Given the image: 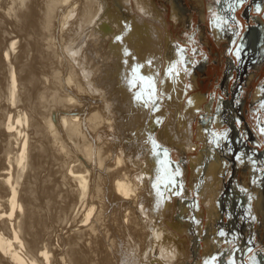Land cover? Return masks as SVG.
Returning a JSON list of instances; mask_svg holds the SVG:
<instances>
[{"label":"bare ground","instance_id":"1","mask_svg":"<svg viewBox=\"0 0 264 264\" xmlns=\"http://www.w3.org/2000/svg\"><path fill=\"white\" fill-rule=\"evenodd\" d=\"M214 1L0 0V264H191L190 244L204 237L206 253L222 234L232 246L220 264H248L249 233L264 252L252 237L264 239V161L245 150L237 100L255 81L237 85L232 73L253 47L264 52V27L234 31L223 48L231 99L216 91L211 102L194 88L209 58L192 66L168 30L169 21L190 29L197 15L211 39H229L230 3ZM263 95L250 92L252 110ZM179 154L189 186L179 185ZM239 170L243 182L231 175ZM193 191L200 209L187 201ZM251 199L255 233L243 223Z\"/></svg>","mask_w":264,"mask_h":264},{"label":"rangeland","instance_id":"2","mask_svg":"<svg viewBox=\"0 0 264 264\" xmlns=\"http://www.w3.org/2000/svg\"><path fill=\"white\" fill-rule=\"evenodd\" d=\"M158 1L159 2L161 1L162 2L163 0H158ZM209 1H212V0H205V4L207 5L209 3ZM235 1L236 0H224V1L219 0V2L223 6L226 5V4H229V3H230L229 4L230 6H233ZM219 2H217V3H219ZM237 11H238V9H237ZM226 12H228V11H226ZM243 12H244V10H242L240 12V15ZM256 14L259 15L260 13H256ZM196 16L197 15L193 16L194 17L192 19L193 21L191 20V27L189 26L190 29H186V27L182 26V24H177V25L174 26V23L172 21H169L168 30L170 32V36H172L173 41L176 44L177 43L180 44V48H182V53L184 55L187 54V56H188L187 58L188 59H192V62H193V63H191L192 66L196 63V60H199V59L206 60V56H207V58H209L208 65H211V67H212L211 68V72L210 73H207V67H208V65H207V67L205 69L200 70L199 73H198L197 70H194L195 72L197 71V73H196L197 80H203V82H204L203 83L204 85H202V83L200 81H198L199 88L197 86H195L194 88L197 91H199V92L200 91L205 92L203 94H206L208 92V95H210V98L208 100L210 102H211V99L214 97L215 92L216 91L217 92L219 91L220 94H218L216 96V100L218 101L219 98H220L219 95L222 96V95H226V94H225V92L221 88H219V86H217L218 89H219L218 90L215 87V85L218 82L215 84V82H212V80L213 79H214V81L216 79L219 80L220 74L217 73V70L219 69L221 71V69L219 68L220 63H221L220 59H223L224 60V55H225L226 51L229 49V48H226V51H224L225 47H227L226 46V43L228 44V41H227L226 38H221V39H219V41L217 43V41L216 42L214 41V37L211 39V35L210 34L212 33V29H211L209 23L206 24L208 30H206L205 28H202L199 25H202L204 23H202L203 21L199 23L198 22L199 19L197 18L198 16L197 17ZM263 19H264V17H263ZM201 28H202V30H204V33H206V35H207L206 38L200 36ZM220 43H223V44H220ZM232 55H233V53H232ZM226 60L227 59H225L224 61H226ZM181 66H182V63L179 62L178 63V69H180ZM183 68H185V67L182 66V69ZM188 68H190V65L186 67V69H188ZM223 69H224V67H223ZM181 71L184 72V74H185V69H183ZM188 71H190V70H188ZM203 73H207L208 75H203ZM186 74H188V76L187 75L184 76V81L186 82L187 86L190 85V84L196 85L195 84L196 83L195 80H194L195 83L190 82V79L192 80L193 71H190V72H188ZM215 74H217V76H215ZM194 79H196V78H194ZM209 81H210V85L207 84ZM220 82H221V79H220ZM139 85H140V83L134 85L133 87L136 89V88L139 87ZM191 88H190L191 91L194 90L193 87H191ZM253 90H254V88L251 89V91H253ZM251 91L250 90H245V91L242 90L241 97L239 99H237V100H238V102L241 101V103H242L241 106L244 107L243 108V111H242L243 114L241 116H243L242 117V120L244 122V125L247 126V128H248V130L250 132L249 133V137L248 138L246 137V139H245V143H246V145L248 144L249 147L248 146L245 147V150L247 151L250 148L252 150V149H254L256 147L257 148H260V149L262 148V150L260 151V152H262V155L259 158L260 159L259 162H261L262 160L264 161V134L262 133V130L264 128V109H262L264 107L263 106L264 101H262L263 103L259 104V107L262 106L261 108H259V110H257V109L256 110L255 109L252 110L251 107H250V101H249L250 97L248 96ZM192 92H195V91H192ZM262 100H264V95L262 97ZM257 106H258V104H257ZM225 107L228 108V106H225ZM261 109H262V111H260ZM230 111H232V109L229 110L227 114H229ZM258 111H260V115L257 114V113H254V112H258ZM235 136L238 137V133L236 132L235 128L231 127L230 128V132H229V137H232L231 139H233V138H235ZM200 149H201V147H200ZM171 150L172 149L169 150V154H170L169 156H170V158H171V152H172ZM214 152L215 153L217 152L218 153V156L220 155L221 157H223L225 154L227 155V152L224 150L223 147H220V148L215 149ZM224 152H226V153H224ZM179 155H180V157H179V160L177 161V162H179L178 164L180 165V167H179V173H180L179 185L189 186L188 185V181L189 180H187V178L189 177V172H188V170L185 169V166H186L185 161L186 160H185L184 155H181V154H179ZM181 156H183V157L181 158ZM168 158L169 157L167 156V159ZM226 158L228 159V157H226ZM173 159L175 160L176 157H174ZM242 173H243V171L242 170L241 171L239 170V171H236V173L234 175H233V173L231 175H232V177L234 176V178L237 177V180L238 181H241V180H245ZM246 180L248 181V179H246ZM241 182H243V181H241ZM243 186H244V188H248V187H246L245 184ZM253 187H255V186H253ZM175 198L178 199L179 196H177ZM188 199L189 200H187V201H188L189 204L195 203L194 209H196V208L200 209V204L201 203L197 202V198L195 196V192L194 191L192 192V198H188ZM192 200H193V202H191ZM251 204L252 205L249 206L248 212L245 214L246 219H244L243 223H245L247 225V227H249V229L254 232V230H256V228L258 227V221L261 218V214H259L255 210V207H254L255 203H254L253 200H252ZM188 218H190V216ZM174 219H175V221L177 223H183L184 221H186V220H178L175 217H174ZM226 220H227L226 222H228L229 219L227 218ZM190 221L191 220H189V223H190ZM189 223L187 224L188 227L192 226V221H191V224H189ZM193 225H194V228L196 229V235H198V237H199L200 236V229L201 230H204L205 229V226L203 224V220L197 219L196 222H195V224H193ZM231 225H232V223H231ZM233 228H235V227H233ZM220 229H223V227L222 226H219V230ZM262 230H264V229H262ZM241 232H243L242 229H241ZM257 233L259 234V237L256 236L255 234H252L253 240H254V238L256 239L255 242H257V240H259V241L262 240L263 241L262 244L264 245V239L263 238L260 239L261 233L260 232H257ZM250 234L251 233H249V236L248 237H245V240H243L241 242L243 248L248 247L247 252H245L243 254V258H244L243 260L245 262H247L248 264H263L262 258H261V260H259L257 262H256L255 259L254 260L251 259V255L252 254L254 255L257 252H261V253H264V252L261 251L262 248H261V244H258L259 242H257V243H252L251 242V235ZM220 240L221 241H220L218 247H216V248L212 247V249L210 248L206 253H204V250H206V247H207V246L204 245V237L201 240V244H202L201 245V248H200L199 245H196L197 246L196 247V246H193V243L190 244V248L191 249H190V258H189V261L191 262V264H207L208 262H212L213 259H215V258L217 259L218 257H219V259L216 262H217V264H220V261L222 259L221 258L222 255L221 254L224 253V250L229 249L228 247H230V244H231L230 243V240L226 241V239L224 238V235L223 234L220 236ZM231 246H232V244H231ZM194 252L196 253V255L199 253V256H196V255L194 256Z\"/></svg>","mask_w":264,"mask_h":264},{"label":"flooded vegetation","instance_id":"3","mask_svg":"<svg viewBox=\"0 0 264 264\" xmlns=\"http://www.w3.org/2000/svg\"><path fill=\"white\" fill-rule=\"evenodd\" d=\"M163 1H165V0H163ZM209 2H213L214 3L215 1L212 0V1H209ZM237 9H238V11H237ZM242 10H244V12L240 15V12ZM227 11H228L227 14L228 13L229 14H228L227 18L225 19V21L227 22V20H228V24H231V26L233 27V29H231V31L228 32V34H229V39H227L228 44H229V41L232 40V35H233L234 31L237 28L241 29L242 26H243V28H242L243 32L242 33H245V32H247L248 29L251 30V28L253 29L256 26H257V28H259V26L260 27H264V24H258L257 23V19H260V18L262 19V22H264V19H263V17H264V0H236L234 2L233 6H230V8L228 7ZM230 12H231V14H230ZM235 13L238 14V17H235ZM256 13H260V14L257 15ZM220 16L221 15L219 13H217V15H216V20L217 21L219 20ZM199 23H200V21H199ZM253 23H254V25H253ZM189 25L191 27V21H190ZM225 56H226V53L224 55V59H225ZM226 59L227 60L225 61L224 69L223 70L221 69L222 71H220L219 69L217 70L219 72L218 74H220V77H219V80H218L217 84H219L218 86L222 90L225 89V85L227 83L228 77L231 74V71L233 70L232 67H231L232 63H230L231 62L230 59L227 58V57H226ZM249 59L250 60L247 63V65L244 66L243 68H241L239 73H237V71H235V70H233V72H232L236 77L239 76V80L237 82V85H240L239 83L243 82V79L245 78L246 75L252 74V79L255 82L252 81L253 84H250L251 83V80H250L248 82L249 84L248 83L245 84V87L248 88V86L251 85V87L254 88V89L256 87H260L261 90L264 91V52L258 51V49L256 47H253V52L250 53V58ZM211 68H212L211 65H208L207 73L211 72ZM246 68H248L247 71H245ZM207 73H203V75H208ZM243 73H244V75H243ZM241 75H242V77H240ZM215 76H217V74H215ZM220 79H221L222 83L220 82ZM199 81L202 83V85H204L203 84L204 83L203 80H199ZM212 82H214V79L212 80ZM207 84L210 85V81ZM217 84L215 85L216 88H218ZM229 92H230V90H229ZM201 93H205V92L202 91ZM206 95H207V100H208L210 98V95H208V92L205 94V97H206ZM221 98H222V100L231 99V95H229L228 98H227L226 95L225 96L223 95V97H221ZM249 101H251V99H249ZM261 101H264V100L261 99ZM260 111H262V110H260ZM260 111L254 112V113H257V114L260 115ZM229 123H227V124L231 128L232 127V123L231 124H229ZM261 150H262V148L261 149L259 148V154H258L259 158L262 155V152H260ZM253 175H254V173H252V176ZM263 255L264 254L261 253V252H258L255 255L252 254L251 255V259H253V260L255 259V260L259 261V260H261V257H263Z\"/></svg>","mask_w":264,"mask_h":264}]
</instances>
